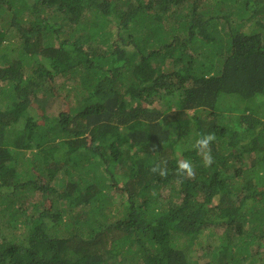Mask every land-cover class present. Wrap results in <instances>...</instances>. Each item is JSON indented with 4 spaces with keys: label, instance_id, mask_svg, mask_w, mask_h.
<instances>
[{
    "label": "trees",
    "instance_id": "trees-1",
    "mask_svg": "<svg viewBox=\"0 0 264 264\" xmlns=\"http://www.w3.org/2000/svg\"><path fill=\"white\" fill-rule=\"evenodd\" d=\"M194 246L264 264V0H0V264Z\"/></svg>",
    "mask_w": 264,
    "mask_h": 264
},
{
    "label": "clouds",
    "instance_id": "clouds-1",
    "mask_svg": "<svg viewBox=\"0 0 264 264\" xmlns=\"http://www.w3.org/2000/svg\"><path fill=\"white\" fill-rule=\"evenodd\" d=\"M215 140V136L213 134H207L202 136L201 138L196 140L195 147L199 152L204 153L203 163L205 167L211 166L213 163V158L211 156L210 143ZM155 148V146H154ZM152 172H159V174L163 177L166 176V170H161L160 166L157 165L151 169ZM187 174L188 177L194 176V170L190 162L188 161H180L177 169L178 175Z\"/></svg>",
    "mask_w": 264,
    "mask_h": 264
},
{
    "label": "rangeland",
    "instance_id": "rangeland-1",
    "mask_svg": "<svg viewBox=\"0 0 264 264\" xmlns=\"http://www.w3.org/2000/svg\"><path fill=\"white\" fill-rule=\"evenodd\" d=\"M70 79H71V77H68V79H61V80H70ZM59 84H61V83H59ZM188 85H187V87H188ZM172 86L175 89V91L173 93H168L167 95L164 94V93L163 94L160 93V94H158L159 96L153 97L152 98V101L155 104H157L160 107H162V108L171 107L174 110V107H175L174 103L176 102V100H178V99H180L182 97V92L183 91L180 88H178L175 84H173ZM65 94L66 93L64 92V95ZM56 114H58V113H56ZM210 239L211 238H209L208 244L209 245L215 244V242L213 240L210 241ZM204 242H207V241H204ZM206 245H207V243H206ZM194 249L195 250H192L191 249L190 251L187 252L188 253L189 261L192 262V264H196L197 260L200 257L204 256L203 255L204 254L203 252H204V249H206V248H203L201 246H194Z\"/></svg>",
    "mask_w": 264,
    "mask_h": 264
}]
</instances>
